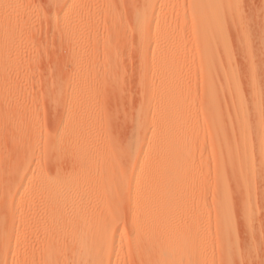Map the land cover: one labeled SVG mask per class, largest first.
<instances>
[{
	"label": "rangeland",
	"instance_id": "374dc122",
	"mask_svg": "<svg viewBox=\"0 0 264 264\" xmlns=\"http://www.w3.org/2000/svg\"><path fill=\"white\" fill-rule=\"evenodd\" d=\"M62 1L0 0V252H2L3 235L10 231H14V234L8 246L9 255L16 247L20 250L24 248L26 251H37L43 245L42 234L38 232V229L40 231L38 224L44 216L45 202H43L40 189L33 187L36 186L34 181L37 180L41 172V175L44 176L50 177L51 175V178L54 176L53 172L55 177L59 176L58 174H61L62 177H64L63 175L66 177L73 175L77 178V184H74L70 190L71 198L78 200L87 196L88 188L84 179L90 176L91 172H86L84 169L83 155L76 154L78 146L85 143L83 136L88 137L89 143L96 144L97 148L98 145L103 148L113 147V143L121 145L127 140L126 138L132 130L129 128H132L129 124L132 125L135 115L132 111L136 112L141 103L140 99L143 100L145 95H143V87L145 86V91L148 93L151 92L153 89L151 80L155 79V75L159 72L157 71L158 67L162 65V62L155 60L157 50L165 51L168 48L169 59L177 63L178 73L183 71L179 76L184 77V81L188 84L186 87L193 95L187 102L189 115L185 122L191 128V130L189 129L191 139L187 145V170L178 186L180 199L177 200V203H179V207L172 208L169 215L171 217L175 214L178 217L182 215L181 219L183 220L184 216L194 212L199 215L198 221L201 228L204 229V235H202L203 233L200 234L201 236L198 235V240L204 236L205 241L201 239L199 242H203V245L207 243L206 245L209 246L204 245L203 247L204 255L207 258L203 259L204 262H200L201 264H237L238 262V264H264V140L262 142L260 140L261 136L264 138V94L258 106L259 115L256 116L253 111L255 100L252 92L253 86L257 83L264 92V0H217L221 3L220 20L222 24L226 25L227 46L229 44L234 65L237 67L235 76L242 98V102L239 104H231L229 100L221 118L225 121L229 134L234 135L239 131V123L242 121L246 125L252 124L254 129H258V122L263 125L262 132L253 135L247 141L251 144L252 149V166L249 170L259 174L258 181L254 182L255 197L251 204L241 186L234 179L233 173H229L227 176L230 182L227 185L230 184V190H232L230 191L228 188L230 191L228 192V202H230L228 207H230L232 222V231L229 234L235 240L233 241L235 244L231 242L234 245L232 247L229 246L231 243H226V239L229 238L228 233L222 231L220 234L221 230H218L217 227L220 209L218 197L219 194L221 195V190L218 183H214V172L216 170L215 162L219 159L221 142L216 139L214 132L215 120L205 107L206 96L204 95L203 79L207 70L212 67L210 68L205 63L201 55L200 27L198 28L200 25L197 19V13L200 10L197 11L201 4V7L208 4L201 3V0L200 2L197 0L199 6L196 0H152L156 8L160 7L161 12L164 10L162 14L159 13V16L165 22V34L163 35L166 38L162 36L160 39L152 27L148 34V40L143 45L144 43L141 42V44L138 40V33L135 32L132 13L135 8L140 7L141 0H71L68 8H66L67 0H64L66 3ZM72 21L77 26L73 25ZM74 34H76L75 37ZM154 35H156L155 38H153ZM166 41H168V45ZM221 50H218L220 52H218V57L222 60ZM105 58L113 59L114 67L108 66L109 61H105ZM221 60L219 61L221 62ZM110 67L113 72L110 71ZM183 73H185L184 76ZM187 74L188 76H186ZM140 78L145 80V84H142ZM171 78L174 76L171 75ZM118 81L119 83L114 85V82ZM117 86H119L118 89H116ZM82 87L90 88L89 91H85L84 100L83 92L81 93ZM138 88L141 90L139 91ZM95 92H97V97H101L100 100L96 98ZM70 100L73 105L70 108V114L66 115L68 114L66 111L68 112L70 107ZM85 100H90L89 109L84 107ZM91 102L94 104L91 105ZM85 109L88 111L91 109L92 113ZM77 110L80 111V116ZM73 113L75 117L76 114L77 117H80H76L78 122L77 125H73L74 127L70 121L74 117ZM88 114L90 115L88 122L84 123L87 127L84 126L85 131H83V118L81 117ZM125 114L128 120L132 121L128 122ZM63 121L64 125H62ZM67 127L70 128L69 130H73L69 131ZM149 130L151 131L152 127H149ZM109 137L111 143L107 141ZM67 139L72 141L69 148L64 147V150L51 148V144L54 142L65 143ZM104 142H108V144L106 145ZM47 147H50L49 150ZM118 148L116 146L113 149L114 156L117 157L115 163L124 167L127 164L126 157L121 154L116 156L119 153ZM118 157L122 161L121 165L118 163ZM37 163L38 165L42 164V167L39 166V171L36 167ZM112 170L114 168H111ZM23 172L29 174L27 176L29 179H20ZM29 176H32L31 179ZM24 184H29L28 189L32 188L30 191L26 189L31 201L28 200L29 205L25 209L28 220L31 219L30 217L32 220L28 221L29 230L25 233V237L16 239L15 230L18 229L19 224L15 218L17 212L14 210H16L19 194L15 193H18L16 190L21 187L24 188ZM185 193L188 198L185 197ZM230 193L231 196H229ZM96 194L93 191L92 198H95ZM199 199L201 200L200 204ZM123 204L126 205L125 202ZM124 205L123 207H125ZM245 206H249L248 212L245 211ZM121 207L118 211H121L123 217L120 216L119 220L115 222L118 228L115 239L121 244L120 246L125 248L126 240L130 236V225L126 222V216L130 212L127 207ZM187 209L190 210L189 213ZM191 209L194 211L192 212ZM232 213L233 215H231ZM220 235H223L225 239ZM221 239L225 240L226 246L230 247L232 251L238 247L239 251L236 249L235 254L231 251L234 256L228 253L231 259H228L229 255L227 256V254L224 257V252L230 248L226 249V246L224 248V240ZM68 241L66 239L62 243L63 246L62 244L61 247L57 246L60 249V260L69 257L68 254H70L73 244L71 245ZM240 253H242L243 259L239 255ZM235 255L240 260L236 259ZM232 257H235L234 260ZM225 258L233 262H229ZM235 260L238 261L235 262ZM132 261L134 262V260ZM131 262H126V264H132L133 262Z\"/></svg>",
	"mask_w": 264,
	"mask_h": 264
},
{
	"label": "bare ground",
	"instance_id": "6f19581e",
	"mask_svg": "<svg viewBox=\"0 0 264 264\" xmlns=\"http://www.w3.org/2000/svg\"><path fill=\"white\" fill-rule=\"evenodd\" d=\"M70 1L71 0L66 1L68 3L66 8L69 7ZM62 2L66 3L64 0ZM140 2V7L138 6L139 8H135V10L132 12L133 26L136 30L135 32L138 33L137 37L139 38L138 40L140 43H144L143 45L146 44V41L148 40V34L152 27L154 29V33L158 35L160 39L162 36H164L163 38H166L165 35H163L165 34V22L164 19L159 16V13L162 9L160 7L156 8L152 0H141ZM196 2L198 1L196 0ZM202 2H204L203 4L207 3L208 5H203V8V6L201 7ZM201 3L200 8H198L196 5V8H198L197 12L200 10V15L197 13L199 15H197V19L199 20L200 25L198 28L200 27L199 40L201 45L200 47L202 49L201 55L205 63L210 66V68L212 67L211 69L207 70L203 79L205 89L204 95L206 96L205 107L215 120L214 132L216 134V139H219L221 142L219 159H217V163L215 162L216 170L214 172V183L217 182L221 190V195L219 194L218 197V205L220 209L217 221L219 223L216 224L218 230H221L219 231L220 234H222V231L226 234L228 233V241L226 239V243L228 244L231 242L233 243L235 240H233V236L231 238V234H229L231 233L230 231H232V222L230 220V207H228L230 205V202H228V192L232 190H230V184L229 186L227 185L229 182L227 179L229 177L227 176L229 173H233L234 179L236 180L237 184L241 186L243 192L247 195V198L251 204L255 197L254 182L258 181L259 174H257L256 171L249 170V168L252 166V149L251 144H249L247 141H249L253 135L260 134L262 132L263 125H261V122L260 124L258 122V129H254L252 124L246 125L244 121H242L239 123V131L235 135L229 134L225 125V121L221 118V115L226 105L229 103V100L231 101V104H239L242 102L240 88L235 76L237 67L234 65L229 44L227 46L228 41L226 40V25L222 24L220 20L221 3L217 0H201ZM76 22L77 20L75 23ZM73 23L74 22L72 21V24ZM69 30H71V27H69ZM78 34L80 35V33ZM75 35L76 34H74V37ZM156 35H154L153 38H155ZM73 39L75 40V38ZM166 42L168 45V41ZM218 48L222 49V55H220L222 60L218 57V54L220 53ZM167 50H157L158 52L155 60L160 63L162 62V65L158 67L157 71L159 72L157 75H155V79L152 78L151 80L153 81V89L151 92L148 93L145 91V86L143 87V95H145L143 96V100L140 99L141 103L139 102L140 106L136 109V112L134 110V112L132 111V113L135 115L133 114L134 118L132 125L129 124L132 126V128L129 127L132 130L130 131L131 133L128 138H126L127 140L124 141V143L122 142L123 144L121 143V145L120 143H117L118 145L113 143V147L103 148L98 145L97 148L95 147L96 144L91 145L89 143L88 137L86 138L83 136L85 143H83V145L80 144L81 146L76 144L78 146L76 154H80L81 156L83 155L82 157H84V169L86 172H91V175L84 179L85 185H87L88 188L86 193L87 196H83V199H78V197H76L78 200L71 198L72 195L70 194V190L74 184H77V178L73 177V175L72 177H66L62 174L64 176L62 177L61 174H58L59 176L55 177L53 172L54 176L51 178V175L50 177H48V175H41V172L37 180L35 179L36 181H34V185L36 186L33 187L40 189V194H42L44 200L43 202H45V206L43 205L45 207L44 212L42 210L44 216L43 219H41L42 221H39L38 224L40 228V231L38 229V232H41L42 234L41 237L43 239V245H41L37 251H26L24 248L20 250V248L18 249L16 247L12 249V252L9 255L8 246L14 231H10L6 234L4 233L3 239L1 238L2 252H0V264H126V262L130 263L132 260L135 262L134 263L132 261V264H198L200 262L202 263L203 259L207 258L203 252V247L207 243H204L203 245V242H199L204 238V236L198 240V237L201 236L200 234H202L204 231L198 221L199 215L194 212L196 214L192 213L184 216V220L181 219L182 215L181 217H178L177 214H175L173 217L169 215L170 211L173 210L172 208L176 209L177 206L179 207V203H177V200L180 199V194H178V186L182 182L187 170V145L188 141L191 139V136L189 135V129L191 130V128L188 127L185 122L187 121V117L189 115L187 102L190 101V98L193 95L189 93L188 88L186 87L188 84L186 81H184V77L181 78V76H179V74H181L183 71L181 73L177 72V63H175V61L172 59H169L167 54L169 50ZM105 59V61L108 60V58ZM113 59L110 58L108 60V66H113ZM219 60H221V62ZM178 65H180V63H178ZM107 70H109V68H107ZM111 70L112 68L110 67V71ZM168 73L170 75L169 77ZM184 74L185 73H183V76ZM188 74L186 76H188ZM171 75L177 79L171 78ZM141 81L142 84H145V80ZM117 83H119V81L116 83L114 82V85ZM83 86H85V84H83ZM86 87L81 88L83 89V91L81 90V93L83 92V100L85 98V93L89 91L88 89H90ZM93 87L92 89H94ZM118 87L119 86H117L116 89H118ZM78 90L80 89L78 88ZM140 90L141 89H139V91ZM98 91L99 89L97 92ZM97 92H95L96 98H99L97 97ZM252 92L255 100L253 111L257 116L259 115L258 106L264 92L263 88L258 83L253 86ZM90 100H85V102H83L86 109H89ZM70 101V107L68 112L66 111V113H68L66 115H69L71 112L70 108L73 105V102L72 100ZM93 104L91 102V105ZM90 110L86 111L91 112ZM77 112L79 113L80 111L77 110ZM89 114L83 115L81 117L83 118V131H85L84 123L88 122L87 120L89 118L88 116H90ZM78 115L80 116V113ZM74 117L72 118L71 116L72 119L69 117L71 120L68 118L72 122V126L74 124L77 125L78 122L76 117ZM126 119L128 120V117ZM130 120H128V122H130ZM79 121L81 122L82 120L80 119ZM63 123L64 121L62 122V125H64ZM86 127L87 126H85V128ZM149 127H152L151 131L149 130ZM69 129L70 128H68V130ZM72 130L73 129L69 131ZM260 140L262 142L264 138L261 136ZM107 141H110V143L112 142L110 137ZM71 142V139H67L65 143H61L59 141L54 143L52 142L53 144H51V148L53 147L55 150H60L64 147L69 148ZM108 142L104 143L107 145ZM115 145L119 147L117 149L119 153H117L116 156L121 154L126 157L125 162L127 164L124 167L120 164L122 161L119 157L118 163L121 166L115 163L117 160V157L114 156L115 152H113V149L116 148ZM49 148L47 147L48 150ZM41 165H38L37 163L36 167L38 171L39 166ZM111 168H114V170L111 171ZM42 170L44 171V168ZM38 171L36 173H38ZM28 175L29 174L23 172L20 175V179L27 180L29 179L27 177ZM29 182L32 183L31 181ZM24 185V188L18 186L22 189H18L20 191L16 190L18 193H15L19 194V196L17 195L18 199L16 201V210H14L17 212L14 214L19 224L18 229L15 230L16 239H23L25 237V233L29 230L28 221L32 220V217H30L31 219L28 220V214L25 212L26 207L29 205V201H31V199L29 200L28 198L26 189L27 191H30L32 188L28 189L30 187H28L29 184ZM228 188L230 191H228ZM93 191L97 193L95 198H92ZM229 196H231V193ZM185 197L188 198L187 193H185ZM200 199L198 201L199 204L201 202ZM181 200H183V198H181ZM123 201L126 205L123 204ZM120 203H122L125 207H123L122 204L120 205ZM118 205L122 206L121 208L127 207L128 212H130L127 216L125 215L127 217H125L126 222H128L130 225V236L126 240L125 248L120 246L121 244H119L115 239V235L118 232L115 222L116 220H119L120 216H122V213H120L121 211H118L120 207ZM67 206L69 210H67L68 208L66 209ZM248 207L249 206H245L244 208L247 212ZM193 211L194 210H192V212ZM189 212L190 210L188 213ZM231 215H233V213ZM37 219L39 220V217ZM37 219H35V221ZM33 223L35 224L34 221ZM122 233L123 230L121 231V234ZM226 234H224V236H226ZM202 235H204V233ZM224 236L223 238L225 239ZM66 239L69 240L68 243L70 242L71 245L73 244V247L71 248L70 254H68L69 257H67V259L60 260V249L58 248L61 247L60 245L64 243ZM223 242L224 248H226L227 246L225 240ZM232 243L229 245L230 247L234 246ZM210 244L212 243L210 242ZM233 244H235V242ZM230 247H227L226 249ZM62 249L64 248L62 247ZM236 249L238 250V247ZM229 250L226 252L223 251L225 253L224 257L226 254L228 256V253L231 254V248ZM235 250L232 252L234 253ZM233 253L231 255H233ZM241 254L242 253L239 255ZM238 256L236 259L239 258ZM242 256L243 255H241V258L243 259ZM64 257L65 256L63 255V258ZM127 258L130 262L127 261ZM229 258L230 255L228 259ZM234 258L232 257L233 260ZM225 259L228 260L227 258ZM238 260H235V262ZM228 261L233 262L230 260Z\"/></svg>",
	"mask_w": 264,
	"mask_h": 264
}]
</instances>
